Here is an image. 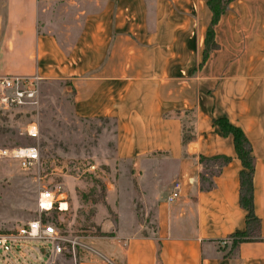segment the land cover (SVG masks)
<instances>
[{
    "label": "crops",
    "instance_id": "obj_1",
    "mask_svg": "<svg viewBox=\"0 0 264 264\" xmlns=\"http://www.w3.org/2000/svg\"><path fill=\"white\" fill-rule=\"evenodd\" d=\"M207 1L0 0V76L64 80L76 117L109 120L114 159L152 214L146 232L137 203L114 211L89 238L98 256L75 264H264V0H220L202 62ZM217 117L240 128L253 162L258 232L233 248L241 164ZM215 156L228 159L200 161Z\"/></svg>",
    "mask_w": 264,
    "mask_h": 264
},
{
    "label": "rangeland",
    "instance_id": "obj_2",
    "mask_svg": "<svg viewBox=\"0 0 264 264\" xmlns=\"http://www.w3.org/2000/svg\"><path fill=\"white\" fill-rule=\"evenodd\" d=\"M37 88L35 105L0 106V147L34 145L39 153L38 164L29 170L0 159V233H13L36 218L38 193L50 188L63 192L66 203L59 211L42 213L41 218L52 221L65 240L59 243L60 251L53 253L47 241H21L5 254L0 252V264H75L96 257L88 245L90 236L101 235L99 223L114 220V211L128 216L130 202L137 203L136 216L147 222L145 231L151 232L152 214L144 216L138 206L140 200L133 189L136 182L131 183L128 175L130 165L114 159L111 122L76 117L64 80H39ZM30 123L37 125L35 137L25 133ZM209 166L208 174L215 170L212 163Z\"/></svg>",
    "mask_w": 264,
    "mask_h": 264
},
{
    "label": "built area",
    "instance_id": "obj_3",
    "mask_svg": "<svg viewBox=\"0 0 264 264\" xmlns=\"http://www.w3.org/2000/svg\"><path fill=\"white\" fill-rule=\"evenodd\" d=\"M37 81L35 76L26 77L19 75L0 76V106L19 108L26 105H35L38 100ZM28 137H35L37 125L30 123L25 129ZM0 159H7L17 164L20 169L29 170L39 162L38 149L34 145H21L15 147H0ZM180 182L174 181L171 190L166 197L167 201L176 199L179 195ZM49 204V206L43 205ZM65 202V195L61 191H53L44 188L38 193L37 217L26 221L13 233H0V252L5 254L12 247L19 246L24 240H41L49 242V252H59L60 241L65 239L58 233L54 223L50 220L41 218L42 213H47L51 209L61 210L59 205ZM43 248H40V250ZM48 255V253H47Z\"/></svg>",
    "mask_w": 264,
    "mask_h": 264
},
{
    "label": "trees",
    "instance_id": "obj_4",
    "mask_svg": "<svg viewBox=\"0 0 264 264\" xmlns=\"http://www.w3.org/2000/svg\"><path fill=\"white\" fill-rule=\"evenodd\" d=\"M206 4L211 13V17L204 36V47L201 56L202 62L208 56V52L215 47L213 42V26L226 8V2L220 0H208ZM213 124L220 130L222 135L231 136L235 155L241 164V169L238 172V204L245 211V227L244 230L234 232L230 235V238H232L230 248H233L241 241L252 239L258 232L259 221L252 209L253 162L249 143L240 128L229 123L224 117H217L213 120ZM187 138V135H183V140ZM227 159L225 156H215L212 158L200 157V161H212L218 163V167L226 162Z\"/></svg>",
    "mask_w": 264,
    "mask_h": 264
},
{
    "label": "bare ground",
    "instance_id": "obj_5",
    "mask_svg": "<svg viewBox=\"0 0 264 264\" xmlns=\"http://www.w3.org/2000/svg\"><path fill=\"white\" fill-rule=\"evenodd\" d=\"M44 204H46V203H43V205H44ZM62 204H63V203H61L60 205H62ZM48 205H49V204H48ZM60 205H59V206H60Z\"/></svg>",
    "mask_w": 264,
    "mask_h": 264
},
{
    "label": "water",
    "instance_id": "obj_6",
    "mask_svg": "<svg viewBox=\"0 0 264 264\" xmlns=\"http://www.w3.org/2000/svg\"><path fill=\"white\" fill-rule=\"evenodd\" d=\"M40 251H41V252H43V250H42V249H41Z\"/></svg>",
    "mask_w": 264,
    "mask_h": 264
}]
</instances>
